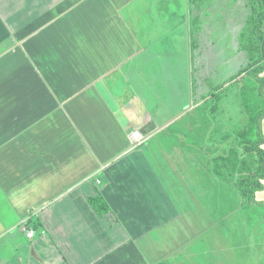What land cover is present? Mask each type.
<instances>
[{"label":"crops","instance_id":"obj_1","mask_svg":"<svg viewBox=\"0 0 264 264\" xmlns=\"http://www.w3.org/2000/svg\"><path fill=\"white\" fill-rule=\"evenodd\" d=\"M194 2L0 0V264L244 263L199 149L230 119L198 109L251 59L228 27L203 41Z\"/></svg>","mask_w":264,"mask_h":264},{"label":"trees","instance_id":"obj_2","mask_svg":"<svg viewBox=\"0 0 264 264\" xmlns=\"http://www.w3.org/2000/svg\"><path fill=\"white\" fill-rule=\"evenodd\" d=\"M251 18L255 39L247 45L241 42L243 48L248 50L251 62L229 80L236 79L244 72L248 73L245 81L240 84L244 98L242 106L248 118L246 124L241 127L237 123L241 113L238 108L230 114L229 109L235 106L233 99L236 96L229 94V91L235 90L232 84L224 88L228 82L213 88L207 95L209 98L198 109L202 117L212 122L222 119V116L226 117L228 113L230 120L224 123V127L231 131L223 133L219 138L213 134L201 149L207 153L212 174L229 183V203L235 205L237 202L241 214L249 211L264 213V199H256V192L264 190V76L261 75L264 69V0H252ZM247 32L244 29L242 36L245 37ZM253 65L257 67L249 70ZM91 203L100 213L108 210L106 201L101 197L91 199Z\"/></svg>","mask_w":264,"mask_h":264},{"label":"rangeland","instance_id":"obj_3","mask_svg":"<svg viewBox=\"0 0 264 264\" xmlns=\"http://www.w3.org/2000/svg\"><path fill=\"white\" fill-rule=\"evenodd\" d=\"M192 11L194 16L197 15L195 25L199 30V35L203 38V41H205V38L208 36H211L212 38L220 37L221 34H224L226 27H228L229 35L232 37V40L234 41L235 38H237L234 43L239 40L240 43L243 42L247 45L250 41L255 39L252 31V0H195ZM174 16L175 17L166 22L167 25H177L183 21L185 22L182 25H189L187 14L185 16L181 14V11H178V13L176 11ZM244 29L245 31H248L245 33V37L241 35ZM236 67V65H233V68ZM240 81H242L240 83L242 84L245 80L242 78ZM236 96L237 99H233L235 106L229 110L234 111L233 109L238 108L241 112L239 116L240 119H242V122H240L242 127L246 124L248 118L242 106L244 98L241 93V86L239 87L238 95ZM214 130V135H216L217 138L223 135V133L231 131L230 128L226 130L221 129L219 125L216 129L214 128ZM199 149L202 151L200 147ZM203 153L207 156L206 152L203 151ZM232 196L234 197L235 195ZM256 199H264L263 190L256 192ZM230 206L232 207V205ZM246 214H241L242 217L245 218V221L243 224V221L240 222L241 227L239 236L243 241V255L245 254V258H243L244 263L240 264H264V213L259 212L256 214L253 211H249ZM238 216L240 215H238V212L234 209L229 210L228 218L230 221ZM172 222L177 226V224L181 225L182 221L180 219H172ZM171 228L172 226L170 225L167 229ZM226 230L229 232V228H226ZM185 240L186 239H183V241Z\"/></svg>","mask_w":264,"mask_h":264},{"label":"built area","instance_id":"obj_4","mask_svg":"<svg viewBox=\"0 0 264 264\" xmlns=\"http://www.w3.org/2000/svg\"><path fill=\"white\" fill-rule=\"evenodd\" d=\"M148 139H149V136L147 134H143L140 130H137L133 132L130 136L131 147L134 148L139 145H142ZM26 234L29 238H33L35 235V230L32 228H26Z\"/></svg>","mask_w":264,"mask_h":264},{"label":"water","instance_id":"obj_5","mask_svg":"<svg viewBox=\"0 0 264 264\" xmlns=\"http://www.w3.org/2000/svg\"><path fill=\"white\" fill-rule=\"evenodd\" d=\"M145 134H148L149 132H150V130H145V131H143Z\"/></svg>","mask_w":264,"mask_h":264}]
</instances>
